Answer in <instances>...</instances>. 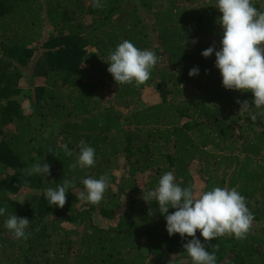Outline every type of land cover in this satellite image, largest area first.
Listing matches in <instances>:
<instances>
[{"label": "trees", "instance_id": "trees-1", "mask_svg": "<svg viewBox=\"0 0 264 264\" xmlns=\"http://www.w3.org/2000/svg\"><path fill=\"white\" fill-rule=\"evenodd\" d=\"M92 3L0 0V264H193L183 247L192 237L170 236L158 201L142 198L168 171L196 193L236 188L255 217L246 238L196 237L216 264H264V117L251 120L261 111L251 92L223 86L215 52L202 56L222 47L217 0ZM252 4L264 11V0ZM123 40L160 58L140 86L107 71ZM147 90L158 102L143 104ZM237 100L253 107L241 111ZM81 140L95 164L73 169ZM36 162L51 174L27 175ZM105 174L98 205L71 189L63 208L45 198L64 180L79 192ZM12 214L29 219L27 240L5 227Z\"/></svg>", "mask_w": 264, "mask_h": 264}, {"label": "clouds", "instance_id": "clouds-1", "mask_svg": "<svg viewBox=\"0 0 264 264\" xmlns=\"http://www.w3.org/2000/svg\"><path fill=\"white\" fill-rule=\"evenodd\" d=\"M92 6L103 7L101 0H93ZM216 7L222 16L217 23L223 29L222 47L216 50L213 45L202 52V56L209 58L215 52V67L222 76L223 86L228 90L251 92L252 104L258 113L250 112L252 121L258 116L264 117V11H259L252 0H217ZM197 41L193 40L192 43ZM157 54L151 50L138 49L131 41L123 40L108 56L107 71L115 82L120 84L135 83L140 86L146 83L153 68L159 61ZM199 68L189 71V76H196ZM237 103L241 111L253 106L247 100ZM79 155L71 167L86 168L95 164V149L79 143ZM67 156L73 153L67 145L63 146ZM27 175L38 174L47 177L51 174L50 165L32 163L24 169ZM173 171H168L159 179L155 190L143 192L145 202L158 201L159 211L165 215L166 227L170 236L180 234L192 237L183 245L193 264H216L214 252L206 250L205 244L196 237L200 231L205 241H211L224 235H234L236 239H245L255 219L246 205V198L236 188L214 187L211 190L196 193L194 186L181 187L175 182ZM83 191H76L74 183L64 180L56 188H47L45 198L52 206L63 208L67 202L66 194L71 189L78 200L98 205L104 198L109 186L107 174L96 178H86L82 181ZM169 208L176 209L169 214ZM6 208H0V215H4ZM30 221L27 217L10 215L5 221V227L15 238L28 239L26 234ZM39 231V228L36 229ZM215 248L216 245H211Z\"/></svg>", "mask_w": 264, "mask_h": 264}, {"label": "rangeland", "instance_id": "rangeland-1", "mask_svg": "<svg viewBox=\"0 0 264 264\" xmlns=\"http://www.w3.org/2000/svg\"><path fill=\"white\" fill-rule=\"evenodd\" d=\"M158 100H159L158 95L153 91L147 90L143 94V101L142 102L144 105L156 103V102H158ZM197 185H198V187L200 186L198 183H197ZM95 219H96V222L100 223L103 226L107 225L109 222L108 220L102 219L99 216H96Z\"/></svg>", "mask_w": 264, "mask_h": 264}]
</instances>
